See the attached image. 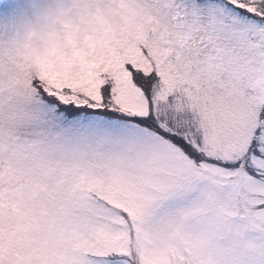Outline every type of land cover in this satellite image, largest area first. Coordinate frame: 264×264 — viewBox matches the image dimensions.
Masks as SVG:
<instances>
[{
  "label": "snow or ice",
  "instance_id": "6c2138e0",
  "mask_svg": "<svg viewBox=\"0 0 264 264\" xmlns=\"http://www.w3.org/2000/svg\"><path fill=\"white\" fill-rule=\"evenodd\" d=\"M40 37L0 69V264H264V0H56Z\"/></svg>",
  "mask_w": 264,
  "mask_h": 264
},
{
  "label": "clouds",
  "instance_id": "9594fccd",
  "mask_svg": "<svg viewBox=\"0 0 264 264\" xmlns=\"http://www.w3.org/2000/svg\"><path fill=\"white\" fill-rule=\"evenodd\" d=\"M0 8V69L15 74L23 87L27 75L25 55L40 41L46 17L56 0H2ZM14 103H17L14 101ZM0 126L22 128L19 121L7 119L0 111Z\"/></svg>",
  "mask_w": 264,
  "mask_h": 264
}]
</instances>
